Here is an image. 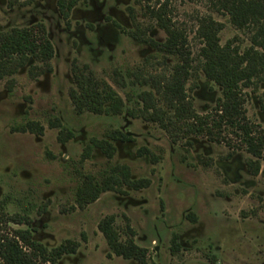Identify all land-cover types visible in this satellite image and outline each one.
<instances>
[{"label":"rangeland","instance_id":"1","mask_svg":"<svg viewBox=\"0 0 264 264\" xmlns=\"http://www.w3.org/2000/svg\"><path fill=\"white\" fill-rule=\"evenodd\" d=\"M171 4L173 20L186 31L195 56L196 19L208 14L207 8L198 1L171 0ZM213 18L224 24L221 45L237 36L242 48L248 46L247 35L227 17L214 14ZM34 23L45 26L55 54L51 73L34 79L24 67L0 80V204L5 212L21 214L34 208L33 237L47 249L68 240L80 243L75 254L64 255L57 264H140L106 257L109 250L97 223L110 215L115 216L122 242L128 240L126 226L133 228L135 244L148 250L147 264H264V175L247 173L250 157L245 152L227 159L224 146L201 138L191 139L193 145L186 148L184 143L172 145L154 124L143 128L138 121L89 113L76 116L72 111L68 97L72 61L87 65L122 98L149 87L121 89L112 81L113 71L163 74L178 62L177 57L125 37V29L138 26L145 39L164 42L166 38L135 0H81L67 26L55 0L14 8L0 0V32ZM196 84L191 96L196 112L203 114L213 108L220 89L201 72ZM263 90L264 83L250 95L245 108L250 121L264 129L258 106ZM55 120L60 128L50 127ZM28 122L42 126L43 135L18 132ZM61 128L73 133L65 144L57 139ZM114 128L129 130L135 142L120 145L110 161L95 149L83 161L90 140L102 139ZM137 148H146L149 154L137 158ZM114 165L128 166L132 179L148 178L150 187L132 192L120 186L83 211L73 209L76 190L85 178L102 184ZM43 206L47 210L40 216Z\"/></svg>","mask_w":264,"mask_h":264},{"label":"trees","instance_id":"2","mask_svg":"<svg viewBox=\"0 0 264 264\" xmlns=\"http://www.w3.org/2000/svg\"><path fill=\"white\" fill-rule=\"evenodd\" d=\"M6 1L9 6H26L37 0ZM79 1L56 0L58 12L64 20L69 18ZM186 1H198L208 11V14L196 19L193 33L198 49L195 56L191 52L186 31L173 20L171 0H135L143 9L145 17L153 20L166 38L163 43H156L145 39L144 34L142 38L134 34L131 36L150 43L159 54L178 58V62L167 73L143 74L141 71L129 76L134 78L132 84L148 85L151 90L137 95L135 104L140 116L147 122L157 123L173 143L204 137L212 143L226 146L230 150L229 157L243 150L250 156L247 167L251 175L257 176L260 172L264 175V130L249 120L245 108L249 96L247 91H255L259 83L264 82V0ZM214 14L227 17L237 31L246 34L248 46L242 48L237 36L221 45L219 35L224 24L216 21ZM53 57L54 48L43 24L11 28L0 33V80L15 75L27 63L31 64L29 73L33 78L48 73ZM197 71H201L208 81L221 89V97L205 114H198L194 110L187 89L189 79ZM72 74L74 87L69 90V96L76 112L115 115L122 112V99L104 79L96 77L87 65L80 67L74 62ZM113 79L117 86H125V78L119 71L114 73ZM128 101L131 99L128 98ZM259 101L264 108V93ZM129 114L134 115L133 112ZM18 129L20 133L30 132L37 136L42 135L43 131L36 122H28ZM114 139L122 140L124 137L118 133ZM95 145L108 158L113 156L112 146L104 142ZM122 184L140 189L147 187L149 182L131 181L128 168L115 166L102 184L93 182L91 178L85 181L77 192V204L83 208L94 202L101 193ZM4 209L0 204V264H57L63 255L76 251L78 245L74 242L67 241L56 248L47 249L34 239L35 229L30 217L34 208L13 215ZM44 210L42 207L38 213L43 214ZM97 227L106 240L110 252L108 258L114 255L147 264V250L135 244V232L128 225L125 228L128 240L125 242L121 241L114 216L103 218Z\"/></svg>","mask_w":264,"mask_h":264},{"label":"flooded vegetation","instance_id":"3","mask_svg":"<svg viewBox=\"0 0 264 264\" xmlns=\"http://www.w3.org/2000/svg\"><path fill=\"white\" fill-rule=\"evenodd\" d=\"M6 1V0H5ZM44 1H46V0H43V1H39V0H37V1H35V2H33V3H39V2H44ZM98 1V0H97ZM80 2V1H79ZM78 2V3H79ZM32 3V4H33ZM77 3V4H78ZM6 4H7V6H8V8H14V6H9L8 5V3H7V1H6ZM55 4H56V0H55ZM31 5V4H30ZM57 7V6H56ZM75 8V7H74ZM74 8L72 9V11L74 10ZM58 10V9H57ZM72 11L70 12V15H71V13H72ZM131 12H132V9H130V8H128V14H129V17L133 20V16H131ZM60 14V13H59ZM70 15H69V18H70ZM61 16V15H60ZM69 18L67 19V20H64L63 18V20L65 21V25L67 26V23H68V20H69ZM127 19H129L128 18V16H127ZM127 19H126V21H127ZM125 21V22H126ZM36 24H38V23H34V24H31V25H29V26H26V28H28V27H31V26H33V25H36ZM40 24H42V23H40ZM12 28H20V27H12ZM22 28H24V27H22ZM9 29H11V28H9ZM126 31L124 32L123 31V33L125 34V37H128L129 39H131V40H133V41H135V42H137V43H140V44H145V45H148L153 51H155L156 53H158L151 45H150V43H147V42H143V41H140V39H137V38H133L131 35H135V36H139V38H142V33L139 31V29H138V26H136V28L134 29V30H132V27H131V29H125ZM1 32H3V31H1ZM0 32V33H1ZM46 32H47V30H46ZM47 37L49 38V40H50V37H49V35H48V32H47ZM145 40V39H144ZM147 40H149V39H147ZM150 41H153V42H156V41H154V40H150ZM50 42H51V40H50ZM52 43V42H51ZM156 43H163V42H156ZM53 45V44H52ZM54 48V47H53ZM54 54H55V51H54ZM76 63L77 64V62L76 61H72V63H71V76H72V87H70V89L71 88H73L74 87V80H73V74H72V64L73 63ZM78 65V64H77ZM30 66H31V64L30 63H27L25 66H23L22 68H24V67H27L28 68V70H29V68H30ZM79 66V65H78ZM22 68H20V69H22ZM20 69H18L17 70V72L20 70ZM116 71H119L122 75H123V77L125 78V81H126V83H125V86L124 87H120L121 89H124V88H127L128 86L129 87H133V86H139V87H141L142 88V86H140V85H138V84H132V82L134 81V78H131V77H129V76H132V74H133V72L132 71H125V72H121L120 70H115V71H113V78H114V73L116 72ZM17 72H16V74H17ZM134 72H136V71H134ZM140 72H141V70H140ZM139 71H137L136 73H140ZM198 72H201V71H197L196 72V74L198 73ZM48 73H51V71L50 72H48ZM48 73H43V74H41V75H38L36 78H38L39 76H43V75H46V74H48ZM202 73V72H201ZM196 74L194 73V75H193V77L192 78H190L189 79V81H188V84H187V89H188V94L190 95V97H191V99H192V96H191V93L195 90V89H197V84H196ZM203 74V73H202ZM204 76V75H203ZM36 78H34V79H36ZM112 78V81H113V83H114V85H116V83L114 82V79ZM130 80H129V79ZM206 79V78H205ZM106 82V81H105ZM191 82H193V84H191L190 85V83ZM211 82V81H210ZM107 83V82H106ZM213 83V82H212ZM264 82H261V83H259V85H258V88L255 90V91H247L248 93H249V96H248V98L250 97V95H252V94H256L257 93V91H258V89L260 88V85L261 84H263ZM108 84V83H107ZM214 84V83H213ZM109 85V84H108ZM215 85V84H214ZM116 93H117V91L111 86V85H109ZM117 86V85H116ZM148 86V85H147ZM216 86V85H215ZM119 87V86H118ZM145 87V86H144ZM149 87V86H148ZM216 87H218V86H216ZM190 88H192V90H190ZM219 89H220V87H218ZM69 89V90H70ZM143 91H147V92H149V91H151L150 90V87H149V89L148 90H142V91H140V92H138V93H135L134 95H126V97L125 98H122L118 93V96L122 99V101H123V103H124V106H123V109H122V112L120 113V114H117V115H115V114H93V113H90V112H83V113H78V112H76L75 110H74V107H73V105H72V102H71V99H70V96H69V91H68V97H69V100H70V103H71V106H72V111H73V113L76 115V116H80V115H82V114H85V113H89V114H92V115H95V116H104V117H115V118H122V119H124L125 120V122H128V121H138V122H140V125L143 127V128H146L145 127V125L146 124H154V125H156L157 127H158V129L161 131V132H163L165 135H166V138H167V140L172 144V145H176V144H178V143H184V146H186V148L187 147H191L192 145H193V142H191V139H193V138H201V139H204V140H206L209 144H216V143H212V142H210V141H208L206 138H204V137H193V138H189L188 140H184V141H180V142H177V143H173L172 141H171V139L169 138V136L167 135V133L157 124V123H153V122H147L146 120H144L141 116H140V113H139V110H138V106H137V104H135V101H136V99H137V95L139 94V93H141V92H143ZM264 93V90L262 91V93L260 94V96L262 95ZM260 96L258 97V106H259V111L261 112V113H263L264 114V108H262L261 107V105H260V101H259V99H260ZM221 97V89H220V96L218 97V98H220ZM128 98L129 99H131V101H128ZM217 98V99H218ZM217 99H216V101H217ZM192 101H193V99H192ZM216 101H215V104H216ZM215 104H214V106H215ZM193 106H194V102H193ZM213 106V107H214ZM194 110H195V108H194ZM196 111V110H195ZM211 111V110H210ZM210 111H208V112H210ZM129 112H133L134 113V115H132V114H129ZM205 113H207V112H205ZM205 113H203V114H205ZM199 114V113H198ZM248 117V116H247ZM250 120V119H249ZM254 123V122H253ZM256 124V123H255ZM52 125V126H51ZM257 125H259V124H257ZM54 126V127H53ZM260 126V125H259ZM42 127V126H41ZM50 127H52L53 129H56V128H60L61 127V125H60V122L58 121V120H55V122H53V124L51 123L50 124ZM263 129V128H262ZM264 130V129H263ZM30 133V132H29ZM43 133H44V128H43V131H42V135H43ZM118 133H120L123 137H124V139H120V140H116V139H114V136L116 137L117 135H118ZM62 134H64L63 136H62ZM42 135H40V136H42ZM73 138V133L71 132V130H67V131H65L63 128H61L60 130H59V135H58V137H57V139H58V141L61 143V144H65V143H67L68 141H70L71 139ZM61 139H64V141H61ZM135 137H134V135L132 134V132H130L129 130H126L125 132H122V131H120L119 129H115L114 128V130H111L110 132H108V133H106L105 135H104V137L102 138V139H95V138H93V139H91L90 140V144H89V146L84 150V152H83V154H82V160L83 161H86L89 157H90V151L91 150H93V149H95V150H98L105 158H106V160L107 161H110V160H112L113 159V157L115 156V154H116V152H117V149H118V147L121 145V146H123V145H126V147H127V145H130V144H132V143H134L135 142ZM99 142H104V143H107L108 145H110V146H112L113 148H114V154H113V156L111 157V158H108L107 156H106V154H104L96 145H95V143H99ZM186 142H190V144H187ZM216 145H222V146H224L223 144H216ZM227 150H228V154H229V152H230V150L226 147V146H224ZM88 152V156L87 157H85L86 156V153ZM238 152H245V151H236L233 155H231L230 157L228 156V154H227V159H231L236 153H238ZM246 153V152H245ZM146 154H149V150L148 149H146V148H137V150H136V156H137V158H141L142 156H144V155H146ZM247 154V153H246ZM248 155V154H247ZM249 156V155H248ZM85 157V158H84ZM250 157V156H249ZM249 160V159H248ZM247 160V161H248ZM115 166H122V167H126V168H128V170H129V179L131 180V181H141V180H147L148 182H149V184H148V186L147 187H145V188H140V189H133V188H130V187H128V186H126V185H124V184H122V185H120L121 187L123 186V187H125V189H127V190H129V191H132V192H139V191H142V190H145V189H148L149 187H150V185H151V182H150V180L148 179V178H141V179H135V178H133L132 179V177H133V175H131V170H130V168L128 167V166H126V165H114V166H112V168L113 167H115ZM245 166H246V171H247V173L251 176V177H257V176H259V175H261V172L257 175V176H252L251 175V173H250V171H249V169H248V167H247V162L245 163ZM111 168V169H112ZM88 179H90V178H85V181H87ZM84 181V182H85ZM103 183V182H102ZM120 186H117V187H114V189L113 190H111V191H107V192H104V193H101L100 195H99V197L94 201V202H92V203H90V204H87V205H85L83 208H80L79 206H78V204H77V192H78V190H79V188H81V187H79V188H77V190H76V196H75V202H74V206H73V209H77V210H84L86 207H88L89 205H91V204H94L95 202H97L99 199H100V197H101V195H103V194H106V193H108V192H118L119 190L117 189L118 187H120ZM119 193H122V194H124V192H122V191H120ZM44 207V213L46 212V210H47V208L45 207V206H43ZM42 214H40V216H41ZM111 216V215H110ZM113 216V215H112ZM105 217H108V216H105ZM105 217H103V218H105ZM115 217V216H114ZM102 218V219H103ZM102 219H100L99 221H98V223L102 220ZM115 221H116V219H115ZM98 223H97V226H98ZM39 226V225H38ZM128 226L133 230V228L128 224ZM33 228L35 229V226H33ZM97 230H98V227H97ZM36 231V230H35ZM35 231H34V233H35ZM134 231V230H133ZM99 232V231H98ZM135 232V231H134ZM100 233V232H99ZM101 234V233H100ZM102 235V234H101ZM102 237H103V235H102ZM136 237V234H135V236H134V238ZM104 238V237H103ZM68 241H70V242H74V243H76L77 245H78V247H77V249H76V251L74 252V253H72V254H75L76 252H77V250L79 249V247H80V243L79 242H76V241H72V240H68ZM67 242V241H66ZM105 242H106V240H105ZM135 242V241H134ZM107 245V244H106ZM108 248V247H107ZM53 249V248H52ZM145 249V248H144ZM109 250V249H108ZM147 250V249H146ZM108 253H110V252H108ZM108 255V254H107ZM64 256V255H63ZM62 256V257H63ZM61 257V258H62ZM107 257V256H106ZM112 257H116V256H114V255H112L110 258H112ZM149 256H148V250H147V258H148ZM108 258V257H107ZM110 258H108V259H110ZM119 258V257H118ZM146 261H147V259H146Z\"/></svg>","mask_w":264,"mask_h":264}]
</instances>
